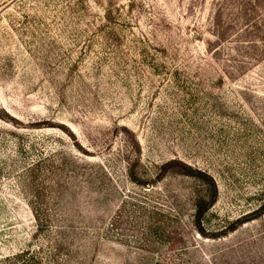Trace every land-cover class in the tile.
Listing matches in <instances>:
<instances>
[{
	"label": "rangeland",
	"instance_id": "374dc122",
	"mask_svg": "<svg viewBox=\"0 0 264 264\" xmlns=\"http://www.w3.org/2000/svg\"><path fill=\"white\" fill-rule=\"evenodd\" d=\"M0 264H264V0H0Z\"/></svg>",
	"mask_w": 264,
	"mask_h": 264
},
{
	"label": "trees",
	"instance_id": "16d2710c",
	"mask_svg": "<svg viewBox=\"0 0 264 264\" xmlns=\"http://www.w3.org/2000/svg\"><path fill=\"white\" fill-rule=\"evenodd\" d=\"M199 215H200V214H199ZM199 218H200V216H199ZM23 253H24V252H23ZM23 253H22V254H23Z\"/></svg>",
	"mask_w": 264,
	"mask_h": 264
}]
</instances>
